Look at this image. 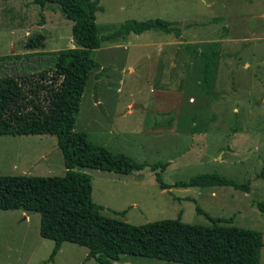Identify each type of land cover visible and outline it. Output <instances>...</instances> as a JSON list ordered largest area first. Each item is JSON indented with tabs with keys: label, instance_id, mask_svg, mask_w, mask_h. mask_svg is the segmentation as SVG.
<instances>
[{
	"label": "rangeland",
	"instance_id": "rangeland-1",
	"mask_svg": "<svg viewBox=\"0 0 264 264\" xmlns=\"http://www.w3.org/2000/svg\"><path fill=\"white\" fill-rule=\"evenodd\" d=\"M99 3L100 37L128 19L154 18L173 22L181 35L147 30L102 38L100 47L91 50L100 68L87 80L74 129L137 162L165 163L162 180L170 185L161 188L148 166L129 174L77 167L91 178L92 200L102 205L103 214L132 224L180 219L208 225L217 219L260 230L264 244V211L257 205L264 203V0ZM71 26L57 3L41 8L33 0H0V75L49 70L51 54L74 45ZM37 33L45 36L43 46L25 48ZM43 136L29 135L21 143L26 149L32 140L37 147L42 138L50 158L26 162L24 170L11 175L64 174L55 136ZM200 173L222 175L248 185V191L231 185L175 186ZM23 212L0 209V264H101L86 259V246L69 241L49 260L54 241L40 235L39 213L29 212L24 219ZM112 264L185 263L122 254Z\"/></svg>",
	"mask_w": 264,
	"mask_h": 264
},
{
	"label": "trees",
	"instance_id": "trees-1",
	"mask_svg": "<svg viewBox=\"0 0 264 264\" xmlns=\"http://www.w3.org/2000/svg\"><path fill=\"white\" fill-rule=\"evenodd\" d=\"M43 8L57 3L71 20L74 45L51 54L49 70L36 74L0 75V135H44L56 138L65 173L61 176L0 175V209H22L40 215L39 233L54 241L49 256L53 260L65 241L86 246V259L112 264L122 254L153 257L185 264H261L263 235L260 230L209 219L210 224H190L180 219H162L132 224L101 212L102 206L92 200V182L77 167L129 174L146 166L155 173L161 188L170 185L162 180L166 164L137 162L129 155L114 153L91 143L84 131L74 129L87 80L100 65L91 56L102 38H125L130 33L147 30L181 29L161 18L139 21L128 19L117 29L100 37L96 12L103 7L99 0H33ZM45 36L37 33L27 39L25 48L43 46ZM6 59V56H2ZM205 77L209 62H205ZM98 70L96 77L102 76ZM161 170H158V168ZM231 185L248 191L216 173H200L178 187ZM264 211V203H257ZM119 213H124L121 211Z\"/></svg>",
	"mask_w": 264,
	"mask_h": 264
},
{
	"label": "crops",
	"instance_id": "crops-1",
	"mask_svg": "<svg viewBox=\"0 0 264 264\" xmlns=\"http://www.w3.org/2000/svg\"><path fill=\"white\" fill-rule=\"evenodd\" d=\"M248 66V63L246 64ZM26 136V135H25ZM29 136V135H27ZM26 136V137H27ZM36 135H31V137H34ZM45 137L43 135H39V137ZM20 136H5V135H0V139H2V143L0 144V165L3 167H0V175H11L9 172H15L19 169L24 170L25 163L30 162L33 164H37L41 161H45L51 156V152H46V149L43 148V143L44 140L42 138H38L36 144L37 147L33 144L32 140H27L31 141V145L28 148H23V145L21 143L23 138H19ZM40 141V142H39ZM6 146H8L6 148ZM53 149L57 151L55 146H53ZM58 153V152H57ZM62 155V154H61ZM34 168V167H33ZM15 170V171H12ZM21 174H27L24 173V171ZM65 173V172H64ZM101 205V204H100ZM102 206V205H101ZM28 213L29 212H23V218L28 219Z\"/></svg>",
	"mask_w": 264,
	"mask_h": 264
}]
</instances>
